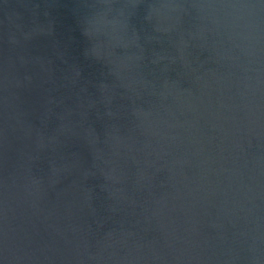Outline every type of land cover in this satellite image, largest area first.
Segmentation results:
<instances>
[{"label": "water", "instance_id": "1", "mask_svg": "<svg viewBox=\"0 0 264 264\" xmlns=\"http://www.w3.org/2000/svg\"><path fill=\"white\" fill-rule=\"evenodd\" d=\"M0 264H264V0H0Z\"/></svg>", "mask_w": 264, "mask_h": 264}]
</instances>
